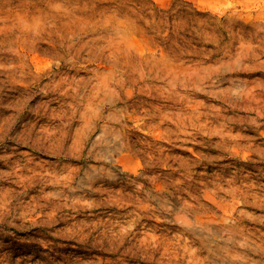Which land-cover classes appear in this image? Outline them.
Segmentation results:
<instances>
[{
	"label": "rangeland",
	"instance_id": "rangeland-1",
	"mask_svg": "<svg viewBox=\"0 0 264 264\" xmlns=\"http://www.w3.org/2000/svg\"><path fill=\"white\" fill-rule=\"evenodd\" d=\"M0 264H264V0H0Z\"/></svg>",
	"mask_w": 264,
	"mask_h": 264
}]
</instances>
